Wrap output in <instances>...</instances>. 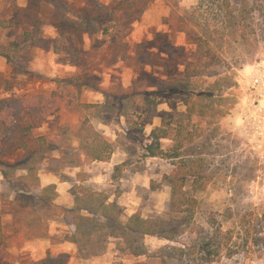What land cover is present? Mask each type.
Segmentation results:
<instances>
[{"label":"rangeland","instance_id":"374dc122","mask_svg":"<svg viewBox=\"0 0 264 264\" xmlns=\"http://www.w3.org/2000/svg\"><path fill=\"white\" fill-rule=\"evenodd\" d=\"M188 73L207 79L231 74L237 98L226 117L204 126L218 145L214 164L219 172L205 190L194 193L197 222L208 226L215 217L233 228L239 216L261 218L264 0H0V141L14 123L21 127L17 135L43 136L54 147L30 156L29 165L22 161L24 151L0 152L5 234L0 264H163L151 254L134 256L115 237L105 239V252L93 255L92 248L67 239L74 228L64 208L74 204L75 191L87 186L107 191L124 222L138 211L145 217L162 215L171 196L163 177L173 165L143 155L164 112L178 114L184 104L160 97L155 110L134 106L128 116L93 119L116 149L110 160L92 161L73 136L79 114L53 94L64 89L65 97L71 91L81 103L103 104L107 94L156 90L168 78ZM34 156L37 171L31 173ZM125 162L123 175L113 178L114 167ZM254 168L255 177L249 179ZM51 184L57 185L56 198L40 201L36 194ZM37 217L46 237H32ZM236 235L241 244L242 235ZM145 242L151 253L169 244L153 236ZM224 249L208 264H264V244L231 256Z\"/></svg>","mask_w":264,"mask_h":264},{"label":"trees","instance_id":"16d2710c","mask_svg":"<svg viewBox=\"0 0 264 264\" xmlns=\"http://www.w3.org/2000/svg\"><path fill=\"white\" fill-rule=\"evenodd\" d=\"M214 76L207 79L200 74L195 77L188 73L184 78H168L156 90H140L120 97L107 94L103 104L81 103L79 95L71 91H68L69 97H65L64 89L53 94L64 99L71 112L79 114V124L74 128L73 136L79 140V150L92 161H108L116 149V144L96 129L93 119L106 114L128 116L134 106L155 110L160 97L180 101L185 106V110L178 114L164 112L163 122L152 130L153 141L146 146L143 155L144 158H165L173 165L172 171L163 177V183L171 188L164 213L145 217L138 211L124 222L121 209L110 203L107 191L83 186L75 191L74 204L64 208L65 218L74 228L68 240L90 247L93 255H98L105 252L103 245L107 237L121 238L125 248L134 256L151 254L163 264H208L220 258L225 247L231 256L243 248L249 251L251 244H264V215L261 218L252 214L239 216L233 228H225L215 217L210 219L208 226L199 224L196 219L198 199L194 193L205 190L219 172L214 164L220 153L218 145L204 126L217 123L237 104V98L231 92L233 76ZM13 126L12 130L4 132L5 140L0 141L2 155L24 151L22 161L29 165L30 156L49 153L54 148L45 142L43 136L17 135L21 127L14 123ZM27 136L34 139L33 146L26 140ZM34 157L36 160L28 166L31 173L37 171V158ZM126 169V162L116 165L113 178L121 177ZM255 171V168L250 169L249 179L255 177ZM4 176L8 177L6 172ZM56 189L57 185L51 184L36 197L43 202H53ZM36 220L38 228L31 227L32 237H46L48 234L41 218ZM236 234L242 235L241 244L236 240ZM149 236L165 239L169 244L151 253L145 242ZM4 244L0 217V247Z\"/></svg>","mask_w":264,"mask_h":264}]
</instances>
